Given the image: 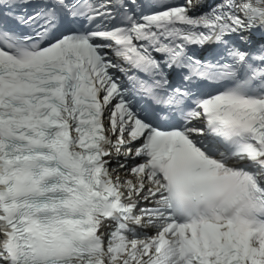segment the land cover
Returning a JSON list of instances; mask_svg holds the SVG:
<instances>
[{
  "label": "snow or ice",
  "instance_id": "obj_1",
  "mask_svg": "<svg viewBox=\"0 0 264 264\" xmlns=\"http://www.w3.org/2000/svg\"><path fill=\"white\" fill-rule=\"evenodd\" d=\"M150 6L45 0L21 17L33 34L0 31V264H264V48L231 41L264 33V0H219L195 16L194 0ZM116 16L111 29L60 31ZM213 42L232 63L187 55ZM174 67L231 86L168 93ZM137 95L164 106L163 121L179 112L181 126L143 118ZM206 135L215 143L197 139Z\"/></svg>",
  "mask_w": 264,
  "mask_h": 264
},
{
  "label": "bare ground",
  "instance_id": "obj_2",
  "mask_svg": "<svg viewBox=\"0 0 264 264\" xmlns=\"http://www.w3.org/2000/svg\"><path fill=\"white\" fill-rule=\"evenodd\" d=\"M123 159V158H122ZM114 166V165H113ZM121 171V170H120Z\"/></svg>",
  "mask_w": 264,
  "mask_h": 264
}]
</instances>
